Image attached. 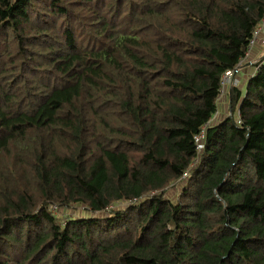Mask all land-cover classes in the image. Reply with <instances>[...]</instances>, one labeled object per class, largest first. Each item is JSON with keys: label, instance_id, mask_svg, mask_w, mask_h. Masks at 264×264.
<instances>
[{"label": "trees", "instance_id": "obj_1", "mask_svg": "<svg viewBox=\"0 0 264 264\" xmlns=\"http://www.w3.org/2000/svg\"><path fill=\"white\" fill-rule=\"evenodd\" d=\"M263 22L264 0H0V264H264V52L210 125Z\"/></svg>", "mask_w": 264, "mask_h": 264}, {"label": "rangeland", "instance_id": "obj_2", "mask_svg": "<svg viewBox=\"0 0 264 264\" xmlns=\"http://www.w3.org/2000/svg\"><path fill=\"white\" fill-rule=\"evenodd\" d=\"M256 47V46H254ZM254 47H250L249 51L247 54V58L243 59L241 61L240 66L237 68L235 73H232L230 75V79L228 78L224 86L221 88V95L219 98V103H218V114L216 118L212 120L210 125H215L218 124V122H221L224 118L229 116L231 108L229 107V101H228V90L229 87H238L240 91L243 90L246 81L248 80L250 74L255 70L254 64L258 60L259 56L264 52V45H259V49L255 50ZM255 50V51H254ZM236 116V114H235ZM181 183H177L174 187H170L166 193L168 198L174 199L176 197V193L178 192L179 188L181 187ZM53 211V210H52ZM53 215H56L59 219L60 222L66 221V219L70 217L77 218L78 216H83V217H105L107 214L105 213H90L87 212L86 209H83L81 206H71L67 209H56L53 211Z\"/></svg>", "mask_w": 264, "mask_h": 264}, {"label": "built area", "instance_id": "obj_3", "mask_svg": "<svg viewBox=\"0 0 264 264\" xmlns=\"http://www.w3.org/2000/svg\"><path fill=\"white\" fill-rule=\"evenodd\" d=\"M257 41H260L261 45H264V22L263 24H261L260 26H258L257 31L254 33L249 48L254 46ZM237 70V69H236ZM232 74V72L226 71L222 77V82H221V87L224 86L225 81L229 78L230 79V75ZM203 137V133L201 132L200 134H198L197 136H195V139L197 141L201 140Z\"/></svg>", "mask_w": 264, "mask_h": 264}, {"label": "crops", "instance_id": "obj_4", "mask_svg": "<svg viewBox=\"0 0 264 264\" xmlns=\"http://www.w3.org/2000/svg\"><path fill=\"white\" fill-rule=\"evenodd\" d=\"M258 42H259V41H257V43L254 45V46H256V47L253 46L254 49L256 48L255 50H258V49L260 48ZM257 44H258V45H257ZM255 50H254V51H255ZM250 75H252V73H251ZM217 117H218V116H217Z\"/></svg>", "mask_w": 264, "mask_h": 264}]
</instances>
